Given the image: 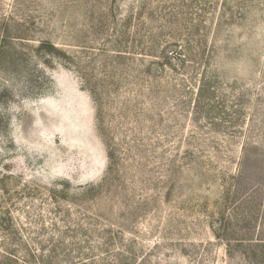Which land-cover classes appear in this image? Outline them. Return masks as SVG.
<instances>
[{
	"label": "rangeland",
	"instance_id": "obj_1",
	"mask_svg": "<svg viewBox=\"0 0 264 264\" xmlns=\"http://www.w3.org/2000/svg\"><path fill=\"white\" fill-rule=\"evenodd\" d=\"M261 241L264 0H0L13 264H264Z\"/></svg>",
	"mask_w": 264,
	"mask_h": 264
},
{
	"label": "trees",
	"instance_id": "obj_2",
	"mask_svg": "<svg viewBox=\"0 0 264 264\" xmlns=\"http://www.w3.org/2000/svg\"><path fill=\"white\" fill-rule=\"evenodd\" d=\"M261 246L264 247V241H261L260 242ZM12 252H16L15 249L12 250ZM12 252H8V251H0V262L2 264H13L15 258H16V255H14V253ZM33 257V255L30 253L28 257ZM53 256H48L46 257L45 255L43 256V262H51Z\"/></svg>",
	"mask_w": 264,
	"mask_h": 264
}]
</instances>
